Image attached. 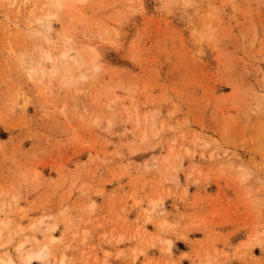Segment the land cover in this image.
Masks as SVG:
<instances>
[{"label":"rangeland","instance_id":"obj_1","mask_svg":"<svg viewBox=\"0 0 264 264\" xmlns=\"http://www.w3.org/2000/svg\"><path fill=\"white\" fill-rule=\"evenodd\" d=\"M0 264H264V0H0Z\"/></svg>","mask_w":264,"mask_h":264},{"label":"bare ground","instance_id":"obj_2","mask_svg":"<svg viewBox=\"0 0 264 264\" xmlns=\"http://www.w3.org/2000/svg\"><path fill=\"white\" fill-rule=\"evenodd\" d=\"M101 49L102 48H100V47H93V53H94V55H95V58L97 59L98 58V56L100 55V51H101ZM67 53H65V55H66ZM43 248V247H42ZM47 249V248H46ZM42 250V249H41ZM45 251L44 250H42V251H39L35 256L36 257H39V258H42L43 257V253H44ZM45 254H46V252H45ZM29 256H30V253L28 254ZM47 255V254H46ZM45 255V256H46ZM29 258V257H28ZM32 258H34V257H32ZM31 258V259H32ZM46 258V257H45ZM44 258V259H45ZM30 259V258H29Z\"/></svg>","mask_w":264,"mask_h":264}]
</instances>
